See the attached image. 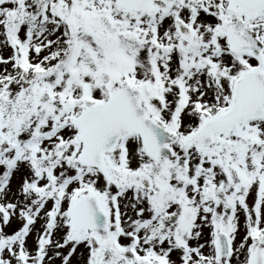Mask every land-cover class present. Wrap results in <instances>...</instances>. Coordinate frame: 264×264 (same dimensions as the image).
Segmentation results:
<instances>
[{
	"label": "snow or ice",
	"instance_id": "6c2138e0",
	"mask_svg": "<svg viewBox=\"0 0 264 264\" xmlns=\"http://www.w3.org/2000/svg\"><path fill=\"white\" fill-rule=\"evenodd\" d=\"M0 264H264V0H0Z\"/></svg>",
	"mask_w": 264,
	"mask_h": 264
}]
</instances>
